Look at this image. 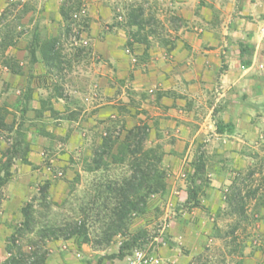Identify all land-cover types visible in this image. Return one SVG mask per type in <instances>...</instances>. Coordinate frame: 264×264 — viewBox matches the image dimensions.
I'll return each mask as SVG.
<instances>
[{"label": "rangeland", "instance_id": "obj_1", "mask_svg": "<svg viewBox=\"0 0 264 264\" xmlns=\"http://www.w3.org/2000/svg\"><path fill=\"white\" fill-rule=\"evenodd\" d=\"M2 1L0 13L11 2L26 3L28 12L17 20L10 6L0 17V117L13 124L10 132L0 125V169L5 160L10 164L0 188V264L9 251L29 264L33 257L19 252L31 249L44 252L45 264H255L264 251V115L223 117L229 100L253 96L245 84L221 91L224 59L212 89L190 94L182 107L189 115L158 109L157 99L170 95L162 86L181 49L191 48L178 32L187 24L173 0H82L87 19L68 30L59 14L63 0ZM131 10L142 12L143 29L127 25ZM136 31L147 35L148 49L128 45ZM51 37L58 38L60 61L47 67L39 46ZM223 118L233 122L231 134L215 132ZM140 120L152 129L148 141L165 152L166 192L151 196L142 216L116 229L117 198L107 186L129 176V167L85 169L106 131L115 136ZM246 126L249 133L242 132ZM18 143L19 153H11ZM25 143L28 165L19 158ZM194 188L197 198L188 203ZM26 204L31 232L23 226ZM73 226H81L80 236L65 239ZM137 229L146 238L115 257Z\"/></svg>", "mask_w": 264, "mask_h": 264}, {"label": "trees", "instance_id": "obj_2", "mask_svg": "<svg viewBox=\"0 0 264 264\" xmlns=\"http://www.w3.org/2000/svg\"><path fill=\"white\" fill-rule=\"evenodd\" d=\"M10 6H13L11 13L14 14V17L17 20L22 19L28 12L26 3L21 4L19 2H11L7 5L5 10L0 13L1 18L4 17L7 11L11 8ZM59 14L65 22L67 30L70 29L72 25H77V19L83 23L87 19L83 13L82 0H63L59 7ZM126 18L128 26L136 27L137 31L143 29L144 20L142 18L141 11H138L137 13L131 10L127 14ZM137 31L129 34L128 45L141 43L146 49H148L149 44L147 35H140ZM57 43L58 38L51 37L41 42L39 46L40 59L47 67H52L56 62L60 61V53L56 47ZM8 46H10V44L4 45L3 49ZM31 53L34 57L35 52L32 50ZM253 53L254 46L250 42L238 43L239 64L243 69H246L251 65ZM125 105L126 104H121L122 107H125ZM0 125L4 126L9 132L13 127V124L8 126L7 124H4L1 117ZM214 127L217 134H231L234 131V124L230 120L224 122L219 119L214 123ZM149 131V125L145 121L141 120L137 125L129 128L121 126L115 136L106 131L100 137L99 144L93 149L91 159L86 166L85 170L87 172L105 170L112 165H126L131 171V174L127 177H123L120 182L116 181L113 186H107L109 190L115 194V198H117V207L114 212L115 218L111 223L116 229H119L126 219H129L131 216H142L148 208V201L151 196H162L166 192V171L162 165L165 152L161 144H151L148 141ZM17 145H20V143L11 148V153L13 151L19 153ZM20 151L21 156L19 158L21 162L28 165V144L25 143L24 148ZM202 169V163L196 164V173ZM9 178L10 164L8 163V160H5L1 164L0 169V188L8 181ZM197 190V188L188 190V203H192L196 200ZM31 209V204H26L22 208V214L24 217L23 226L27 232H31L33 229ZM80 227L81 226L68 227L65 230L63 237L68 239L72 236H80ZM50 231L54 233L53 230ZM142 231V229H137V231L132 234L129 239L123 241L119 246L118 253L115 257L122 259L127 252L140 242L141 238H146V234ZM37 252L38 250L31 249V251L27 253L22 252L21 254L19 252V255L27 258L33 257V260L29 264H45L44 252H42V255H37ZM8 253L9 256L3 264H25L22 260H18V258L10 251Z\"/></svg>", "mask_w": 264, "mask_h": 264}, {"label": "crops", "instance_id": "obj_3", "mask_svg": "<svg viewBox=\"0 0 264 264\" xmlns=\"http://www.w3.org/2000/svg\"><path fill=\"white\" fill-rule=\"evenodd\" d=\"M173 3L187 24L178 32H183L191 48L190 52L179 49L178 62L175 63L177 69L162 86V90H169L170 95L157 99L158 109L165 116L184 118L189 115L182 108L185 102L191 99L190 94L203 91L201 87L212 89L224 59L227 69L219 75L221 91L226 94L232 85L245 84L253 96L229 100L222 109L223 117L230 118L234 114L249 117L253 112L264 115V70H259V67L264 69V0H173ZM2 4L0 0V6ZM239 42H250L254 46L251 65L246 69L239 64ZM239 68L241 72L233 74ZM231 81L234 82L229 84ZM250 100L256 101L255 108L249 105ZM250 129L246 126L242 132L249 133ZM151 131L150 127L149 134ZM252 262L264 264V251L259 252Z\"/></svg>", "mask_w": 264, "mask_h": 264}, {"label": "built area", "instance_id": "obj_4", "mask_svg": "<svg viewBox=\"0 0 264 264\" xmlns=\"http://www.w3.org/2000/svg\"><path fill=\"white\" fill-rule=\"evenodd\" d=\"M142 260V257L141 256H139V261H141Z\"/></svg>", "mask_w": 264, "mask_h": 264}]
</instances>
